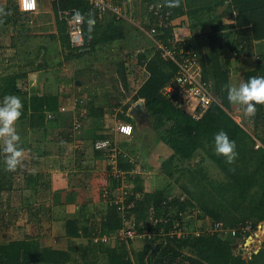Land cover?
<instances>
[{
    "label": "trees",
    "instance_id": "16d2710c",
    "mask_svg": "<svg viewBox=\"0 0 264 264\" xmlns=\"http://www.w3.org/2000/svg\"><path fill=\"white\" fill-rule=\"evenodd\" d=\"M143 2L146 3L143 10L152 3H162L170 12V19L174 24L164 29V37H170L175 27L177 30L183 28V25L175 20L187 15L196 36L201 34L200 31L204 30L205 26H210L208 36L213 33L211 40L216 39V26L222 27V30L238 27V37L233 41L231 48L240 57L252 56L254 42L264 40V0H194L196 6H191L189 0L187 4L180 0V6L174 8L165 6V0ZM37 3L38 10L49 8L51 5L57 32L49 37L59 39L66 59L80 58L86 53L97 52L99 48L110 47L127 37L125 18L132 11L131 2L124 10L125 18H117L110 13L99 15L89 0H37ZM226 3L228 7L219 11V6ZM73 8L77 9L84 20V45L77 48L71 46L67 23L59 16L60 10ZM0 9L3 10L0 12V25L17 23L18 18L25 14L19 11L17 0H6L5 5H0ZM226 16L231 17L233 23L227 24L228 26L221 25ZM131 17L137 19V14L134 13ZM90 21L94 23L90 24ZM151 23L152 20H143L134 24L149 29ZM144 41L147 43L144 51H135V61L139 67L146 65L149 75L135 90L132 102L125 104L126 107L120 116L123 121L130 123L133 119L128 115L129 109L139 100H144L154 130L160 137L159 141L171 150L170 156L161 163L162 171L168 180L166 185L147 191L142 173H132L130 178L134 179V182L130 188L127 187V203L122 209L113 199L114 191L121 187L123 180L120 175L115 177L112 171H109L111 175L106 176L107 181L103 185L111 194L110 203L103 201L100 192V199L106 203L105 208L97 206L92 199L81 196L80 190L89 188L88 181L92 180L95 171V167L84 159V153L81 154L83 157L79 154L75 159V170L78 172L68 175V190H54L51 174L44 171V162L41 160L45 152H39L44 143L41 138L32 139L34 134H41L42 131L43 137H47L56 129L53 141H56L60 148L62 143L65 145L75 140L90 139L93 146L97 141L108 140L110 136L99 119L103 108L98 106L94 99L90 100L87 104V115L98 122L93 127H83L77 134L75 131L78 128L74 129L72 114L60 110L62 106L58 94L24 92L18 87L19 75L21 79L24 76L22 73L0 78V98L15 95L23 104L22 114L16 121V133L20 137L18 147L26 151L29 157L34 152L31 149L32 144H38L35 146L37 155L33 162L36 167H40L37 170L35 167L31 169L28 157L23 156L22 164L15 171H6L4 145L0 141V233L4 238L0 239V264H100L101 258H105L104 264H264V241L263 248L257 253H252L249 259L234 250L237 239L249 234V231L244 232L242 228L250 225L256 227L264 220V105H256L255 115L248 119L243 116L241 106L237 107L238 111H230L228 106L231 103L227 100V86L233 81L230 65L221 61L215 51L207 53L206 56L200 55L193 46L192 39L187 41V44L198 58L200 79L209 84L210 91L222 102L221 105L212 104L200 117H195L162 93V89L176 75L178 67L173 62L164 61L157 54H152L149 37L146 36ZM47 50L44 47V57ZM130 55L128 54L127 59ZM124 63L125 60L118 64L121 78H118L117 82L121 83L125 90H130L131 78H128ZM42 66L43 64L38 63V66L32 69H40ZM28 73L26 72V77ZM254 76H264V55H260L256 64L243 72L241 81H247ZM110 96L111 94L107 93L105 100L108 101ZM237 112L240 114V122L234 119ZM248 122L252 123L251 131L244 127L250 124ZM221 130L235 142L237 155L232 163H227L225 157L215 153L214 135ZM46 137L44 139H47ZM257 143H260L259 147H256ZM116 151L119 170L129 176L135 165L127 156L124 157L119 148ZM107 156L108 152L96 150V157L100 160ZM198 156L200 165L196 163L190 166ZM206 160L218 167L221 177L211 178L202 172V168L199 171L201 164ZM60 163L61 169L65 170L67 162ZM107 167L110 168L109 165ZM175 184L181 188L176 194L172 191ZM24 190H32L42 197L51 196L53 205H75L77 209L73 214L55 219L62 222L68 238H87V246L78 247L80 251L70 252L45 246L38 240H29L23 235L11 241L7 240L6 234L17 227L15 222L20 215L14 213L18 207L20 209ZM8 209L12 211L11 215H7ZM26 209L30 213L26 215L30 222L34 219L38 221L44 217L42 213L49 210L44 202L37 206L29 205ZM125 217H128L132 226L139 232H147L146 240L157 241L155 245L147 244L142 250L135 252V258L130 256L125 245L114 248L103 245L101 241H93V238H100L104 234L116 235L122 228ZM182 229V236L177 235ZM234 230L235 234L232 233ZM74 253H80V258L74 256Z\"/></svg>",
    "mask_w": 264,
    "mask_h": 264
},
{
    "label": "rangeland",
    "instance_id": "374dc122",
    "mask_svg": "<svg viewBox=\"0 0 264 264\" xmlns=\"http://www.w3.org/2000/svg\"><path fill=\"white\" fill-rule=\"evenodd\" d=\"M5 2L6 0H0V5H5ZM131 3L132 11L128 14L129 16H126L125 18L127 26L126 32L128 33L125 39L116 42L110 47L99 48L97 52L86 53L80 58L76 57L71 59H66L65 53L63 49H61L60 45L56 47L54 38L48 37L45 39L44 37L36 34L38 32L39 34L41 32H44L45 29L39 28L37 26L35 27V29L33 23L38 22L39 24L43 21L44 23H47L45 21L46 18L47 20H49L48 24H51L54 27L53 29H55V33L51 35L56 34V21L52 8L50 7L51 5L49 6V8H39L38 12L36 11L35 14H22V22H24V26L20 27V32L24 33L27 36V42H29L27 43L28 45L25 44V55L22 52L16 51L15 42L13 47L12 45H10L11 47L8 46L5 49V52H3L4 59H2V56L0 57V67L5 68L2 73H5V75H7L8 72H10V74L12 72L16 73V71H14V68L17 66V64L19 65L25 63L27 67L29 66L30 68H34L38 66V63H41L43 64V66L40 68L41 71L38 72V74L41 73L42 77H40L39 80L35 78L36 81L34 79H30V75L27 77V79L25 78V81H27V89H30L29 92H31L32 94L33 92L37 94H58L62 103L61 105L66 107V110L63 112H67L68 110L72 109L71 118L74 122V129L78 128L76 131L74 130L75 133H80L83 127L89 128L87 127V125L89 126L90 123L88 119L92 118L84 117V115L86 114H84V112H88L87 104L92 99H94L98 106H102L111 116V118L108 119L109 125L115 126L117 120H123L120 115H122L123 109L124 107H126L125 104L129 105V100L132 102V96L134 95L135 91H132L133 87L131 86V83H133V81L137 82V78L140 77L142 66L139 67L137 65L138 62L135 61V55L137 54L135 51L144 48L147 44L146 42L143 43L147 36L146 32H144L142 28L138 27L135 24H139L141 23V21L147 20L148 7L146 8V10H143L144 6L146 5L143 0H133L131 1ZM42 12H48L49 15L51 14V17H49L47 14H40ZM132 12L137 14V19L131 17L132 15H134V13ZM35 18L38 19L37 22H35ZM48 35L50 34H47V36ZM50 38H52L53 41ZM38 44H40L39 48H37ZM44 47L48 49L45 57L43 56ZM2 50L3 49H0V51ZM128 54H131L128 57L129 59H127ZM123 60L126 61V63H124V69L129 75L128 78H131H129L131 80L129 86L130 90H125L122 87V84L119 85V83L117 82L118 78H121V75L118 72V70L120 69L118 67V64H121V61ZM133 65L136 68H134ZM135 70H137L136 73H133V71ZM1 77H5L4 74L0 73V78ZM22 81L24 80L22 79ZM240 83L241 81L236 82V84ZM107 93L111 94L110 98H112L113 101L112 103L108 101V105L104 104L105 95ZM119 101L122 102V105L119 103ZM118 103L119 105L117 106L116 104ZM74 105L75 109L73 110ZM131 105H133V103H131ZM134 106L135 104L131 106L128 111V115L130 110H132ZM238 106L239 105L230 104L228 106V109L230 111H234L233 109L239 110V108H237ZM242 113L245 119L249 118V116L244 114L243 110ZM71 118L69 117V119ZM132 119L133 120L130 122L134 127V133L132 136L139 141V147L135 148L134 151L129 152V154L125 152H123V154L124 157L127 156L129 158L130 162L133 163L135 167L133 168V170L131 169V174L129 176L127 173H123L124 171L120 174L118 163L119 159L117 157L118 154L115 153L114 158L108 155L106 158H104L105 167L98 172L99 174L96 178V180H98L96 184L99 190V194L103 190V185H105L107 181L106 176L109 177V175H111V171L114 176L119 174L122 177L123 181L121 187L124 189H127V187L130 188L131 184H133L134 179L130 178L132 173H142L145 178V187L147 191H150L151 189L153 190L155 187H162L167 184L168 179L167 176H165V173H163L162 171L161 163L163 162V160L167 159L170 156V148L167 147L163 142L159 141L160 137L154 130V124L150 117L146 118L145 120L139 119L138 121H136L134 118ZM251 124L252 123L245 125L244 127H246L247 130L251 131ZM56 131V129L51 131L47 135V137L44 135V137H46L47 139H44L42 133L43 131L41 132V134L37 135L38 138L42 139V143L46 144L45 147H43L44 150L46 148L47 154H59L64 150L63 149L61 151L60 145L56 141H53ZM112 143L114 144L113 140ZM62 144L64 145V143ZM65 152H69L68 149H66L64 153ZM114 160L116 164L113 163ZM198 161L200 162L199 156L190 163V166H192L193 164L195 165L196 163V165H198ZM108 165L110 168L107 167ZM201 168L202 172L207 173L211 178L221 177L218 167H216V165L210 160H206L203 164H201L199 171L201 170ZM65 179L66 172H64V170L62 172L59 171L55 173V188H57L58 190L62 189V183ZM88 182L87 183L92 189H86L87 199H91L92 193L96 194L97 192L93 191L94 189H96V187L93 186L92 181L89 180ZM172 189L173 193L176 194L179 193V190L181 188L178 184H175ZM84 190H82V192ZM114 194L118 197V199H120L123 198L124 191L115 190ZM37 196L39 195L32 190L23 191L20 209L18 207V210L15 211L16 213H14L15 215L19 214L20 218L17 219V222H15V226L17 227L12 228L11 233H9L8 235L6 234L7 240L11 241L23 235L24 238H27L29 240H38L45 246H52L58 249L69 250L70 252L80 251V248L78 247L87 246V244L89 243V240H87V238H68L65 234V229L62 222L55 219L66 214H73L77 209L74 206L53 205V198L51 197L47 202V207L49 208V210L47 211V213H42L44 217L40 218L38 221H35L36 219H34L32 222H30L29 219H27L29 217L26 218V215L30 214L26 207L32 204H35V206L41 204L40 202H37ZM99 198L100 196L95 198L96 202H98L95 204L97 206L99 205V207L105 208L106 203L103 202L104 198L103 201ZM122 201L124 207H126V198H123ZM8 214L11 215L12 211L9 210L7 212V215ZM1 222L2 221L0 220V225ZM132 225L133 224L129 221L128 217H125L123 226L118 230L117 235L111 236L104 234L100 238H93V241L95 243H99V241H101L103 245L114 248L125 245L129 250L130 256L132 258H135V252L142 250V248L147 244L155 245L157 241L151 242L146 240L145 236L147 232H139ZM128 230L132 231V234L134 235L133 238H130L129 235L123 237L119 234L120 232L125 234V232ZM154 234L153 236H155ZM0 239H4L2 237V233H0ZM263 241L264 220L260 221L256 227H252L250 225L249 234L244 237L240 236L237 239V244L235 245L234 250L236 253L241 252V255L245 259H249L252 253H257L263 248ZM239 249H241V251ZM74 256L80 258V253H74ZM104 262L105 258H101L100 264H104Z\"/></svg>",
    "mask_w": 264,
    "mask_h": 264
},
{
    "label": "crops",
    "instance_id": "0c3cea01",
    "mask_svg": "<svg viewBox=\"0 0 264 264\" xmlns=\"http://www.w3.org/2000/svg\"><path fill=\"white\" fill-rule=\"evenodd\" d=\"M184 2H185V4H187V0H184ZM189 4H191V6H196L194 4V0H189ZM227 4L228 3L223 4V5H220L219 6L220 7L219 8L220 9L219 11H221L222 9L228 7ZM185 9H186V7H185ZM219 11H218V13H219ZM35 13L36 12H34L32 14H35ZM40 14H47L49 17H51L50 16L51 14L49 15L48 12H46V13H43L42 12ZM236 14H237V11L234 13V16ZM20 17L21 18H18V22L17 23H10V24H7V25H0V28H1L0 29V49H3L2 51H0V57L1 56L3 57V55H4L3 52H5V49L8 46L11 47L10 45H12V47H13L14 42L16 44V48H15L16 51L17 52H22L25 55V52H24L25 44H27L29 42H27L28 41L27 40V36L24 33H21L20 32V30H21L20 27H23L24 26V24H23L24 22H22V15ZM35 19H36L35 22H37L38 19L37 18H35ZM45 21L47 23H44V21H43L42 23H39V24H38V22L37 23H33V25H34V28L37 26L39 28H44L45 29V31L44 32H41L40 34H39V32L38 33L34 32V33H36L37 35H40L41 37H44L46 39L51 34H54L55 33V29H53L54 27L51 24H48L49 23V20H47V18H46ZM175 22L176 23H179L180 22L183 25V28L180 29L181 30L180 33L183 35V37L187 41L193 39V43H194L193 46L196 48V50L198 51V53L200 55L203 54L204 56H206L207 53H210V52L215 51L216 54L219 55V59L221 61L228 62V64L230 65L231 71H233L231 73V80H233L232 83H231L232 86H238L239 84H236V82H238V81L240 82L241 81V76L243 75V72L246 69L253 67L256 64V60H257V58L260 55H264V40H261V41H258L257 40V41L254 42V54L252 56L251 55H250V57H245V56L244 57H240V56H237L236 51H233L231 47L234 44L233 41L235 40V38L238 37V35L236 34L238 27H235L234 26V27H230V28H226V29H223L222 30V27L216 26L215 27V31L217 33L215 35V38L216 39L215 40H211V37L213 36V33H210L209 34L210 37L208 36V33L211 30L210 26H205L204 27V30L200 31L201 34H199V35L196 36L193 33L192 29H191V26H190V23H189V18L187 17V15H183L182 17H179L178 19L175 20ZM232 23H233V19L231 17H229V16H226V17H224L222 19L221 25L228 26L227 24H232ZM242 33H243V31L241 32V34ZM47 34H50V35L47 36ZM50 39L53 41L52 38H50ZM143 43H145V41ZM59 44H60L59 39L58 38L55 39V45H56V47ZM39 45L40 44H38L37 48H39ZM56 47H54V48H56ZM2 59H4V57ZM4 69L5 68H1L0 67V73L1 74H4V76L19 75L21 73L24 75L22 77L24 81H22L21 75H19V79H18V87L20 89L22 88V90L24 92H26V91L29 92V90H30V89H27V86H26L27 85L26 84L27 81H25L29 75H30V79H34V80H35V78H37L39 80V78L42 77L41 73L38 74V72H40L41 69H32L29 66L27 67V65L25 63L19 64V65L17 64V66L14 68V71H16V73L12 72L10 74V72H8V74L5 75V73H2ZM26 72H29L28 75H27V77L25 75ZM145 77H146V73L144 72L143 69H141L140 77L137 78V82L136 81H133V83H131V86L133 87V90L132 91L137 90V88L140 86V84L145 80ZM122 87H123V85H122ZM29 94H32V93L29 92ZM3 98H0V103H2ZM108 101L111 102V103L113 102L112 101V98H109ZM108 101L105 100L104 101V104H107ZM141 101L144 102V100H142V99L139 100L138 102H141ZM119 102H121V101H119ZM60 103H61V100H60ZM137 103H135V105ZM61 106L64 107L63 105H61ZM100 107L103 108L102 106H100ZM104 107H105V105H104ZM64 108L66 110V107H64ZM74 109H75V105H74L73 110ZM71 110L72 109L68 110L65 113H71ZM86 111H87V106H86ZM236 111H238V110H236ZM84 114H83L84 117H87V118L89 117L90 118V116L87 115L88 112H84ZM109 118H111V116L103 108V114L99 116V119H100V122H102V124H103V128H104L105 132L108 133L109 136H110V138L113 140L114 147H116V149L119 148L121 152H125V153H128V154H129V152L134 151L135 148H138L139 147V141L137 139H135L133 136L129 137V136H125V135L119 133L116 130V125L115 126L109 125V123H108V119ZM141 119L142 118H140V120ZM88 121L90 122L89 123V126L87 125V127H89V128L90 127H93L95 125V123L98 122V120H96L95 118L88 119ZM15 129L18 130V127H17L16 122H15ZM37 135L38 134H34L32 136V139L36 138ZM92 142L93 141L90 140V139H86V140H75L72 143L62 145V147L60 149H61V151L63 149L64 150L62 151V153H59V154H49V153L46 154L47 151L44 150V147H45L46 144H44V145H42L39 148V152H41L42 150L45 152V154H44V156L42 157L41 160L44 162V171H47L48 173L51 174L52 188L54 190H57V188H55L56 182H54V175H55V173H57L59 171H61V172L63 171L61 169V163H60V161H63V162L66 161L67 164H68L67 167H66V169L64 170V172H66V179L67 180L66 179L63 180L62 187H61L62 189L68 190V175L69 174H72V173H75V172H78V171L75 170V168H77L75 166V161H76L75 159H76L77 156H79V154L81 155L82 153H84V159H86L87 162H89L91 164V166H94L95 167L94 176H93V178H92L91 181H92L93 186L96 187V189H94L93 191H96L97 193L96 194H93L92 193L91 199H93V202L95 201L94 203H98V202H96V199L95 198L96 197H99L100 194L98 193L99 190H98V187H97V184H96V182H98V180H96V178L98 177V174H99L98 172L102 168H104L105 166H104V159L100 160L98 157H96V150L94 149ZM36 145H38V144H36V143L35 144L34 143L32 144L31 149H33L34 152L29 157H28L27 152L26 151H23V156H27L28 157V162H29L30 168L32 169V168L35 167V170L40 169V167H36V163L33 162L34 157H36V155H37V150H36L37 148L35 147ZM66 149H68L69 152H67V153L65 152L64 153V151ZM47 156H49V157H47ZM48 159H50V160H48ZM48 164H49V169H48ZM89 188L92 189L90 186H89ZM80 192H81V196L83 198H86L87 199V192H86V190L83 191V192H82V190H80ZM50 198H51V196H44V197H42V195H39V196H37V199H38L37 202L38 203L39 202L40 203L41 202H44V203L47 204V202L50 200ZM71 206L76 207L75 205H71Z\"/></svg>",
    "mask_w": 264,
    "mask_h": 264
},
{
    "label": "built area",
    "instance_id": "2783aa9c",
    "mask_svg": "<svg viewBox=\"0 0 264 264\" xmlns=\"http://www.w3.org/2000/svg\"><path fill=\"white\" fill-rule=\"evenodd\" d=\"M131 0H89L90 5L98 12L99 15L106 13L114 14L117 18L124 17V10ZM19 11L22 13H34L38 11L37 0H17ZM59 16L61 20L67 23V31L69 34L70 44L73 48H77L84 45V20L78 13L77 9L60 10ZM152 20L149 29L142 28L146 32L147 37L151 39L150 48L152 54H157L159 58L164 61H171L177 65L178 70L176 75L171 81L162 89V93L172 98L178 106H182L189 111L195 117H200L212 104L217 103L221 105V99L214 95L210 91V86L206 82L200 79V72L198 66V58L196 53L190 49L187 44V40L180 33V29L173 31L170 37H164V29L170 27L174 22L170 19V12L166 10L162 3H152L148 6V18L147 22ZM144 48L139 49L137 52H143ZM146 65L141 69L146 73V77L149 75ZM145 77V78H146ZM65 111V108H61ZM234 119L240 122V114L237 112L234 114ZM116 130L125 135L132 136L134 133V127L131 123L123 120H117ZM260 143L256 144L259 147ZM94 149L108 152V155L112 158L117 153L116 147H114L111 140L97 141L94 144ZM113 163L116 164L115 160ZM120 171V170H119ZM122 172L120 171V174ZM114 175V174H113ZM115 175V177H118ZM116 190L124 191L123 198L127 199L129 194L127 189L118 187ZM110 192L107 187H103L101 196L105 201H110ZM123 198L118 199L114 194L113 202L120 205V209L124 207ZM244 232L249 231V226L242 228ZM235 230L232 232L235 234ZM118 233H116L117 235ZM123 237L129 235L133 238L132 231L128 230L123 233H119ZM183 229L179 230L177 235L182 236ZM133 235V236H132ZM150 235V234H149ZM30 264H43V263H30Z\"/></svg>",
    "mask_w": 264,
    "mask_h": 264
},
{
    "label": "clouds",
    "instance_id": "9594fccd",
    "mask_svg": "<svg viewBox=\"0 0 264 264\" xmlns=\"http://www.w3.org/2000/svg\"><path fill=\"white\" fill-rule=\"evenodd\" d=\"M169 8L179 7L180 0H165ZM3 10L0 9V12ZM94 21H90V24ZM229 103L242 107L245 115L252 117L256 113V105H264V76L250 77L238 86H227ZM23 104L19 97L6 95L0 103V141H3L5 153V170L15 171L23 161V149L18 147L20 137L16 133L15 122L22 114ZM215 153L223 156L227 163H232L237 155L235 142L228 134L219 131L214 135Z\"/></svg>",
    "mask_w": 264,
    "mask_h": 264
},
{
    "label": "water",
    "instance_id": "95a60500",
    "mask_svg": "<svg viewBox=\"0 0 264 264\" xmlns=\"http://www.w3.org/2000/svg\"><path fill=\"white\" fill-rule=\"evenodd\" d=\"M78 83V82H77ZM129 115L138 121L140 118H149V112L145 108L144 102H138L132 110H130Z\"/></svg>",
    "mask_w": 264,
    "mask_h": 264
}]
</instances>
